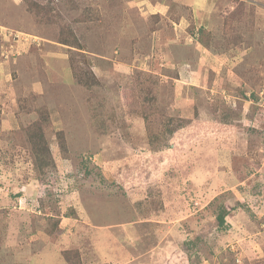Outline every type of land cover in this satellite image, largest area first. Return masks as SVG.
Instances as JSON below:
<instances>
[{"label": "rangeland", "instance_id": "1", "mask_svg": "<svg viewBox=\"0 0 264 264\" xmlns=\"http://www.w3.org/2000/svg\"><path fill=\"white\" fill-rule=\"evenodd\" d=\"M35 1L0 0V264H264V0Z\"/></svg>", "mask_w": 264, "mask_h": 264}, {"label": "trees", "instance_id": "2", "mask_svg": "<svg viewBox=\"0 0 264 264\" xmlns=\"http://www.w3.org/2000/svg\"><path fill=\"white\" fill-rule=\"evenodd\" d=\"M28 2H30V9L28 10L29 12L31 13H35V15H39V13H41L42 10H44L43 4H41L40 2L38 1H35V0H27ZM242 4L246 5V3H248V0H242L241 1ZM46 9V8H45ZM46 11V10H45ZM75 31H73V29H71V34L68 35V34H65L66 32H63V34L60 35V42L62 44H74L75 43V40L77 42V44L79 45V47H77L80 51H83V46L81 45V43L79 42V40L76 38V35L74 33ZM74 39L73 41H71L72 39ZM76 47V46H75ZM75 75V73H74ZM76 77V75L74 76ZM78 83H82L81 80L79 78L76 79ZM86 85V83H85ZM39 152H41V154L38 153V156H37V160H39L38 163H40V169L45 171V169L47 168L46 166L49 164V160H45V147L43 148L41 145H39V149H38ZM53 164L49 165V166H52ZM46 167V168H45ZM227 211L225 209V207H222L219 209L218 213H217V221H218V225L219 226H222L226 223V216H227Z\"/></svg>", "mask_w": 264, "mask_h": 264}, {"label": "crops", "instance_id": "3", "mask_svg": "<svg viewBox=\"0 0 264 264\" xmlns=\"http://www.w3.org/2000/svg\"><path fill=\"white\" fill-rule=\"evenodd\" d=\"M135 1H137V0H135ZM148 2L150 3V4H152V2H150L149 0H144V4H146L147 6H148ZM196 2H199L200 4H202V3H206V0H196ZM195 2V3H196ZM155 5H157V4H155ZM138 6H141V4H138ZM197 8V7H196Z\"/></svg>", "mask_w": 264, "mask_h": 264}, {"label": "clouds", "instance_id": "4", "mask_svg": "<svg viewBox=\"0 0 264 264\" xmlns=\"http://www.w3.org/2000/svg\"><path fill=\"white\" fill-rule=\"evenodd\" d=\"M75 76V75H74ZM73 74H72V77H74Z\"/></svg>", "mask_w": 264, "mask_h": 264}]
</instances>
